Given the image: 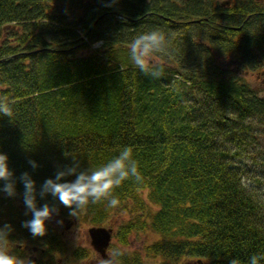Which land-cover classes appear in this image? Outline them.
<instances>
[{
  "label": "trees",
  "instance_id": "16d2710c",
  "mask_svg": "<svg viewBox=\"0 0 264 264\" xmlns=\"http://www.w3.org/2000/svg\"><path fill=\"white\" fill-rule=\"evenodd\" d=\"M152 31L164 38L146 74L131 44ZM230 56L237 71L219 63ZM255 70L264 72L258 0H0V104L11 110L0 112V152L17 190L0 191L9 250L57 264L68 249L47 221L43 236L24 227L32 213L19 178L27 171L38 206L61 216L107 226L129 214L115 230L121 248L111 245L119 264H147L124 249L147 231L158 238L143 253L157 264H250L264 253V200L244 184L249 171L264 172V88L245 78ZM125 147L142 180L115 188L118 206L104 200L72 215L50 193L39 196L59 170L94 169Z\"/></svg>",
  "mask_w": 264,
  "mask_h": 264
},
{
  "label": "clouds",
  "instance_id": "9594fccd",
  "mask_svg": "<svg viewBox=\"0 0 264 264\" xmlns=\"http://www.w3.org/2000/svg\"><path fill=\"white\" fill-rule=\"evenodd\" d=\"M163 38L159 31H152L141 35L131 44L132 62L146 74L150 72L151 50H158L159 42ZM162 71L156 68L153 74ZM0 112L10 115L11 110L7 104H0ZM30 163L34 168L37 167L36 161L32 160ZM69 176H74V179H64ZM132 177L137 181L142 180L132 149L125 147L118 155L94 169L79 170L78 165L73 164L59 170L54 178H47L40 186L39 196L43 197L50 193L67 206L72 215L77 214V209L84 211L90 203L95 204L104 200L110 207H116L120 201L118 195L114 194L115 188ZM19 179L24 185V203L27 210L32 213V218L23 222L24 227L28 228L33 236H43L47 232L46 220L56 210L55 206L47 203L38 206L36 181L29 172L21 173ZM0 181H4L0 191L8 196L16 195L14 172L10 169L9 157L4 152H0ZM12 230L10 224L0 226V264H34V261L28 257L15 255L9 250V233ZM261 258H264V253L259 256L253 255L250 264H259ZM105 264H111V262L106 261ZM231 264H240V262L234 259Z\"/></svg>",
  "mask_w": 264,
  "mask_h": 264
},
{
  "label": "rangeland",
  "instance_id": "374dc122",
  "mask_svg": "<svg viewBox=\"0 0 264 264\" xmlns=\"http://www.w3.org/2000/svg\"><path fill=\"white\" fill-rule=\"evenodd\" d=\"M220 3L225 1H231V0H219ZM260 2H264L263 0H258ZM219 63L222 66V68H225L228 72L231 71H237L236 65L233 61L232 56L230 57H223L219 59ZM239 72V71H238ZM260 75L259 80L255 81V78ZM247 78L251 83L254 84V88L256 91H261V89L264 88V72L261 73L259 70H255L254 72L248 74ZM264 92L261 94L263 95ZM244 184L245 187L253 191L258 196H260V201L264 200V172H260L257 169H253L252 171H249L244 176ZM120 217L116 216L113 218V222H110L107 224L106 227L112 229L113 231V238L111 241V245H115L117 247H120V244L117 242V239L115 238V234L118 227V222L121 220H126L129 218L128 213L120 214ZM70 218L61 216L57 213V211H53L51 216L48 218L47 223L51 224L56 230H58L62 235L64 241L67 243L68 249L64 255H57L56 256V263L57 264H100L102 263V259L99 256L96 251L91 247L90 239L88 236V229L92 225L90 223H87L85 221H76L73 225H69L67 220ZM72 219V218H71ZM158 236L154 234L151 231L147 232H139V233H133L130 235L127 241H129V244L127 247H124L127 251H139V254L143 258V260L147 264H157L156 259L150 258L146 256L143 253V247L144 245L151 243V241L157 239ZM77 248H85L89 250V255L87 257L77 259L73 256V252ZM121 248V247H120ZM108 255L110 257L114 256V253L111 250V247L107 251ZM28 258L32 261H36V254L35 252L28 253Z\"/></svg>",
  "mask_w": 264,
  "mask_h": 264
},
{
  "label": "water",
  "instance_id": "95a60500",
  "mask_svg": "<svg viewBox=\"0 0 264 264\" xmlns=\"http://www.w3.org/2000/svg\"><path fill=\"white\" fill-rule=\"evenodd\" d=\"M229 2L222 3L224 6ZM113 231L110 228L103 226H92L88 229V236L90 239L91 247L99 254L102 259V263L105 264L106 261H110L111 264H118V262L110 257L107 250L110 246L112 240ZM201 264V263H199Z\"/></svg>",
  "mask_w": 264,
  "mask_h": 264
},
{
  "label": "flooded vegetation",
  "instance_id": "af4514ba",
  "mask_svg": "<svg viewBox=\"0 0 264 264\" xmlns=\"http://www.w3.org/2000/svg\"><path fill=\"white\" fill-rule=\"evenodd\" d=\"M260 77L259 76H257V79H259Z\"/></svg>",
  "mask_w": 264,
  "mask_h": 264
}]
</instances>
